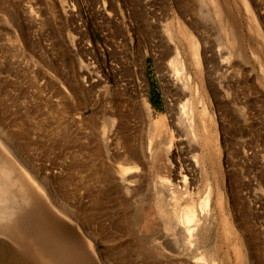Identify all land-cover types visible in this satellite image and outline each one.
I'll use <instances>...</instances> for the list:
<instances>
[{
	"label": "rangeland",
	"instance_id": "374dc122",
	"mask_svg": "<svg viewBox=\"0 0 264 264\" xmlns=\"http://www.w3.org/2000/svg\"><path fill=\"white\" fill-rule=\"evenodd\" d=\"M219 1L229 27L223 25L215 0H0V140L27 160L43 184L47 181L55 199L65 202L74 188L87 211L94 208L98 214L90 216L89 226L99 240L103 236L100 244L112 243L108 222L126 218L113 243L121 239L139 249V264L173 263L161 256L152 230H144L141 213L137 211L140 221L129 219L139 208L138 195H132L131 208L109 179L103 180L112 167L100 126L114 116V125L104 132L114 139L138 130L130 107L139 92H146L153 108L165 113L156 63L164 69L174 55L164 29L172 31L174 40L185 37L176 31L178 21L198 40V64L186 37L179 46L212 116L207 120L211 142L202 157L207 173H194L192 195L201 199L210 178L215 217L205 241L191 249L199 245L197 253L216 255L217 264H264V0H245L248 10L240 8L241 0ZM190 20L195 28L188 26ZM110 145L111 153H122ZM11 162L0 147V187ZM24 181L23 190L14 182L10 206L2 205L14 218L0 216V264H49L47 255H59L61 261L65 252H73L74 241L85 253V260L76 253L77 264H98L89 260L79 225L63 218ZM162 194L161 207L168 214L163 222L170 225L185 201L175 207L174 197ZM150 217L162 226L155 213ZM138 235L145 242H135Z\"/></svg>",
	"mask_w": 264,
	"mask_h": 264
},
{
	"label": "bare ground",
	"instance_id": "6f19581e",
	"mask_svg": "<svg viewBox=\"0 0 264 264\" xmlns=\"http://www.w3.org/2000/svg\"><path fill=\"white\" fill-rule=\"evenodd\" d=\"M215 8L222 18L223 25L229 27L230 24L228 23V17L224 14L225 7L219 0H215ZM240 8L248 10L247 2L245 0H241ZM175 10L180 13L178 6ZM177 24V33L180 32L183 33V35H187H185L187 39L185 37L184 38L187 40L192 51L191 55L198 64V40H196V38L192 35L191 31L183 26L184 23L182 24L178 21ZM150 25L153 26V24ZM188 26L194 27L197 25L194 20H190ZM255 26V29L257 30L255 32L260 34L261 31H259V27L256 22ZM192 29L193 28H191V30ZM164 30L167 34L168 41L171 43V49L174 54L172 59H169L166 64L167 68L165 66L164 69L159 70L156 63L161 80V89L164 92L166 111L165 113L156 111L153 108L147 93L139 92L136 95L135 100L132 101V106L130 107L132 114H134L137 118L136 123L138 130L136 129V131L131 135L126 134L125 136H122V138L117 135L114 139L113 136L109 137L104 134V132L106 131L107 126L109 124L112 125V122L116 120V118L113 116L102 120L100 126L103 132L100 138L101 144L103 145L102 147L105 148V153L107 154L110 160L109 163L112 167L110 168L111 171L107 168L108 175L106 176L104 173L105 178H103V180L105 181L109 179L114 192L118 193V195L125 196L127 199V201H125L131 208L132 195H138L139 208L129 214V219L137 222V220L141 219V216L137 211L141 213L144 220L143 224L145 225L143 228L145 231L152 230L150 235L158 240V246L163 252L161 254L162 257L171 259L173 264H217L216 255L210 254L209 258H204L202 255L197 253L199 245L195 249L193 247V250L191 249V246L205 241L207 233L210 231L215 217V203L213 198L216 194L214 195V186L209 180L210 178L207 177L206 179V192L201 199L195 200L192 195V192H194L195 189L193 180L194 177L192 178L194 173L197 171V176H200L202 171L207 173V168L204 166L202 157L206 154L209 148L207 146L209 145L208 143L211 142L210 135L208 133L209 122H207V120H210L211 122L212 116H209L208 104H206L202 99V96H204L202 94H205L203 92L204 89H200L199 85L194 82L191 70L187 67L185 57L181 52L179 41L184 38L178 36V40H174L172 31L169 29ZM229 34L231 43L235 44L237 36L232 29L229 31ZM256 59L258 61V58ZM143 66L144 58L140 61V71ZM144 84L146 86V82ZM238 116L241 117L242 113L239 112ZM142 129H144V131ZM140 131L145 132L144 137H142ZM24 136H26V134L22 137ZM113 139L114 141L112 143ZM110 144H114L116 147L115 149L117 150L121 148L122 153H120V151L114 154L111 153ZM6 146L7 145L0 140V147L6 156L10 157V160L12 161L10 166L6 165V184L0 187V216H3V219H8V221H10L14 218L11 211L8 210V212H5L6 208H3L4 206L2 205L6 203V205L10 206L14 182L17 183L19 188L23 190L22 186L24 185H22V180H25L24 182H26V184L28 183L35 191H37L51 206V208H55L58 213L62 214L63 218L66 216L79 225L81 235H84L83 237L86 238L87 243H84L87 245L88 249H90L92 255V258H89L90 262L93 261V263H95L96 261L98 264H139L137 263L139 260V249L137 250L136 247L131 249V247L128 246L129 244H123L118 241L121 239H118L113 243L115 237L120 233H117L116 230L121 231V229L118 228H124L126 226V222H128L126 218H123L122 221L120 220L121 223L120 221L116 224L112 222L109 224L108 222V235L111 238L112 243L109 244V246H107L105 242L100 244L103 236H101L102 239L99 236L101 239L99 240L95 235L94 230H91V226H89V224L91 225L89 222L91 221L90 216L93 218L94 215L98 214L95 213L94 208L91 207L92 209H89L90 212H88L87 204L84 203L85 200H82V196V198L76 196L74 188L71 189V195L67 199L65 198V202L57 197L55 199V190L53 191L48 188L47 181L46 186V183L43 184L38 175L33 172V168L26 165L27 160L24 158L26 160V163H24V161H21L22 157L21 159L16 157L12 154L13 152L9 150L10 147L7 148ZM11 146L13 147V145ZM21 146L19 149L21 148L22 150ZM12 156L14 159H12ZM93 167L95 168V166ZM164 172H167L168 175H165ZM187 174L191 175L190 180L187 179ZM146 178L149 179L148 182L144 181ZM49 180L52 182V179L49 178ZM57 187H59V185ZM215 190L219 193L218 188H215ZM162 193L174 197L175 207L180 205V202L185 201L182 206L181 213L171 216L173 224L170 225L163 222V219L167 218L166 215L168 214H166L161 207ZM104 194L105 193L103 192L101 195L103 196ZM107 195H109V192ZM21 196L23 200L24 195L21 194ZM26 197L27 196H25V198ZM101 200L102 199L100 198L99 202ZM103 202L106 203L107 201L104 200ZM220 203L221 199L218 198L217 204L219 206ZM145 209L146 211H144ZM153 213H155L160 220L157 225L160 223V225L162 224L161 227L152 223L150 216ZM5 215H7V217L4 218ZM2 218L0 217V224H2ZM97 228L95 229L96 231ZM105 239L108 240V237H105ZM74 242V248H72V250L74 249L75 251L73 250V252H71L70 250L65 252V256L61 260L62 262L60 261L59 255L57 256L59 260L55 255H47L48 257L46 259L48 263L77 264L76 253H79L78 255H81L82 259L85 260V253L82 247L80 246V249L77 246V241ZM135 242L141 243L145 241L142 236L138 235L135 237ZM136 259L137 261H135Z\"/></svg>",
	"mask_w": 264,
	"mask_h": 264
}]
</instances>
